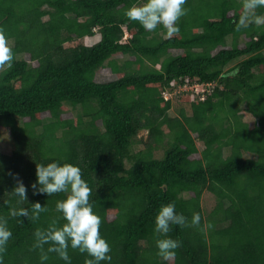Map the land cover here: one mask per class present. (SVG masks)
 Here are the masks:
<instances>
[{"label":"trees","instance_id":"16d2710c","mask_svg":"<svg viewBox=\"0 0 264 264\" xmlns=\"http://www.w3.org/2000/svg\"><path fill=\"white\" fill-rule=\"evenodd\" d=\"M145 2L0 0L14 53L0 68L10 148L0 152V219L12 232L3 264H40L34 232L66 222L56 202L67 193L11 192L12 174L30 186L36 165L53 161L81 169L111 264H264V25L236 31L244 0H186L168 36L124 15ZM103 71L113 78L98 79ZM205 192L216 200L206 214ZM37 201L38 218L11 215ZM168 203L201 222L171 226L181 246L163 261L155 216ZM68 254L72 264L91 259ZM47 255L45 264H65Z\"/></svg>","mask_w":264,"mask_h":264},{"label":"clouds","instance_id":"9594fccd","mask_svg":"<svg viewBox=\"0 0 264 264\" xmlns=\"http://www.w3.org/2000/svg\"><path fill=\"white\" fill-rule=\"evenodd\" d=\"M185 3L186 0H146L142 6L127 9L124 15L131 21L139 22L147 31L162 26L166 34L172 36L179 32L177 21L186 15L187 10L183 7ZM261 8H264V0H244L236 31L250 25H264V14L258 12ZM13 60L14 53L8 45L5 34L0 30V68H11ZM12 175L16 180V186L11 192L21 201L28 200L29 187L33 195L51 196L55 193H67L65 199L56 202V210L62 214L66 222L62 226H57L53 221L48 228L37 229L34 232V247L41 249L40 264H45L49 259L47 255L49 252L56 253L65 264H72L68 254L69 247L78 249L80 253H87L91 257L85 261V264H101V262L111 264L110 245L100 232L101 217L93 211V205L89 200L91 189L82 179L81 169L78 166L55 161L46 165H36V180L30 186H26L18 174ZM31 205L30 210L20 208L12 211L11 215L28 218L31 213V218L36 219L46 211L38 201ZM175 207L174 203L162 205L155 216L154 231L164 236L156 241L157 255L163 261L174 259L175 250L181 246L180 241L167 236L171 226H198L201 222L200 214L193 213L189 225L186 217L177 213ZM208 227L211 228L212 225L209 223ZM11 237L12 232L7 222L0 219V264H3V253ZM45 244L49 245L47 252L43 251Z\"/></svg>","mask_w":264,"mask_h":264},{"label":"rangeland","instance_id":"374dc122","mask_svg":"<svg viewBox=\"0 0 264 264\" xmlns=\"http://www.w3.org/2000/svg\"><path fill=\"white\" fill-rule=\"evenodd\" d=\"M141 2H143V0H141ZM111 78H113V77L110 75V73H108V71H105V72L103 71L98 75V79H100L102 81H106V80H109ZM168 97H169L168 95L165 96V98H168ZM176 108H177V105L174 103L173 104V111L171 112L172 115L175 114L174 110H176ZM140 136L142 138H145L146 133L141 132ZM0 152H2L4 154H8L10 152L9 144H8L7 138L5 136L0 137ZM200 201H201L200 203H201L202 210L204 211L205 214L210 212L216 203L214 196L209 194L208 192L203 193Z\"/></svg>","mask_w":264,"mask_h":264}]
</instances>
